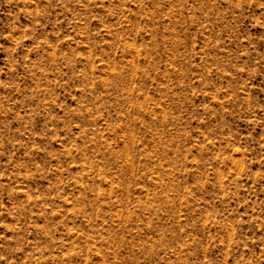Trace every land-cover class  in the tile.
<instances>
[{"label":"rangeland","instance_id":"rangeland-1","mask_svg":"<svg viewBox=\"0 0 264 264\" xmlns=\"http://www.w3.org/2000/svg\"><path fill=\"white\" fill-rule=\"evenodd\" d=\"M0 264H264V0H0Z\"/></svg>","mask_w":264,"mask_h":264}]
</instances>
